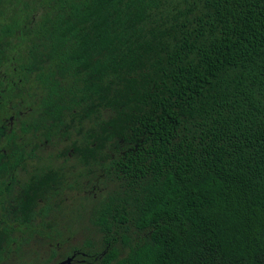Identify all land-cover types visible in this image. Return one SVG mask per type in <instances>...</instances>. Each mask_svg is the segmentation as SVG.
<instances>
[{"label": "trees", "instance_id": "1", "mask_svg": "<svg viewBox=\"0 0 264 264\" xmlns=\"http://www.w3.org/2000/svg\"><path fill=\"white\" fill-rule=\"evenodd\" d=\"M0 64V264H51L65 188L73 264H264V0H0ZM29 81L20 132L67 146L21 180Z\"/></svg>", "mask_w": 264, "mask_h": 264}, {"label": "rangeland", "instance_id": "2", "mask_svg": "<svg viewBox=\"0 0 264 264\" xmlns=\"http://www.w3.org/2000/svg\"><path fill=\"white\" fill-rule=\"evenodd\" d=\"M9 68H10V64L7 65L0 64V76L2 77L6 75L9 72ZM10 95L12 100L9 103L15 104L17 106L16 110H19V114L17 115L15 113L9 115L7 113L5 119L8 123L11 124L15 132L19 133V125L21 124V121L23 119H27L36 108V102L40 95V90L38 89V87H36V85L33 82L29 81L26 83L24 82V84L21 85H15L11 89ZM11 104H7V106L8 105L10 106ZM9 110L11 112L13 111L11 109ZM20 135L21 136L19 138V141L25 144L26 148H28L32 143L39 142L40 139V137L38 138L31 133H25V134L20 133ZM65 146H67V142L65 141L61 142L59 140L46 144L42 143L39 152L41 155L40 162H45L48 159H51L55 161V163H59L61 159L60 158L55 159L54 155L57 154ZM67 163H70V160H68ZM17 174L19 175V177H21V179L24 178L25 175L24 172H20ZM79 195L80 193H78L76 190L65 189L64 193L58 199V204L61 205L62 211L66 214L61 218L55 216L54 219L57 220L62 227H65L66 232H68L67 228L69 230H72L73 228L76 229L71 233H69L67 240L61 243L60 247L56 249V253H55L56 261L61 258V254L68 249V246L80 243L86 235H89L94 239L99 238V233H97L96 231L90 229L86 230L87 228L85 227L86 224L84 221V217L76 216L75 218L74 217L75 212L70 211V209L79 201L78 198ZM78 211L81 210L78 209ZM68 223H70L69 227L67 226ZM31 244H33L32 241L29 242V245ZM24 247L26 248L27 245H25Z\"/></svg>", "mask_w": 264, "mask_h": 264}, {"label": "flooded vegetation", "instance_id": "3", "mask_svg": "<svg viewBox=\"0 0 264 264\" xmlns=\"http://www.w3.org/2000/svg\"><path fill=\"white\" fill-rule=\"evenodd\" d=\"M16 114L18 115L19 114V110H16ZM11 115V114H10ZM2 120H4L3 122H4V124H7V129H13L14 130V128L11 126V124L10 123H8L7 121H6V119H5V117H3L2 118ZM9 120H10V117H9ZM21 123H22V121H21ZM20 126H21V124L19 125V133H17V140L19 141V138H20ZM15 131V130H14ZM22 134V133H21ZM20 142V141H19ZM65 142H67V141H65ZM36 144H38L40 147H41V144L42 143H39V142H35ZM35 143H32L28 148H30L32 145H35ZM44 144H46L47 142H43ZM20 145H22V146H25L26 147V145L25 144H23L22 142H20L19 143ZM27 149V148H26ZM62 150H60L57 154H55L54 155V158L55 159H58V158H60L59 156H57V155H59L60 154V152H61ZM67 155H68V159H67V161L68 160H70V151H71V149L69 148V149H67ZM39 152H40V149H39ZM40 154V153H39ZM61 159V158H60ZM40 160H41V158L38 160V161H35V160H32V161H28L26 164H25V166L23 165L22 167L21 166H17L15 169H14V175L16 176V177H18L19 179H21V177H19V175L17 174V173H20V172H24V174L26 175V173L27 172H29L33 167H34V165H36V164H44V163H48L51 159H48L47 161H45V162H40ZM36 163H35V162ZM53 161V160H52ZM67 161H66V163H65V167H63V169H65V170H67V168H69L70 169V163H67ZM32 162V163H31ZM53 163L55 164V165H61V163H62V159H61V161L59 162V163H55V161H53ZM24 167V168H23ZM23 174V175H24ZM25 175H24V177H25ZM24 179V178H23ZM23 179H21V180H23ZM66 189V188H65ZM65 189L63 190V192L61 193V195L64 193V191H65ZM61 197V196H60ZM65 242V241H64ZM63 243V242H62ZM60 244L61 243H56V245H55V253H56V249L57 248H59L60 247ZM71 246L72 245H70V246H68V249L67 250H65L62 254H61V258L59 259V260H57L56 261V259H55V255L53 256V258H52V260H51V264H57L58 262H60V261H62V260H64L66 257H70L71 259L69 260V262L68 263H63V264H73L75 261H77V260H81L80 259V257H75V254L77 253V254H79V255H82V256H84L85 255V253L84 252H79V251H72L71 250ZM71 250V251H70ZM68 251H70V253L68 254V255H64L66 252H68ZM64 255V256H63ZM81 261H83V260H81ZM92 263V262H91ZM92 264H95V263H92Z\"/></svg>", "mask_w": 264, "mask_h": 264}, {"label": "water", "instance_id": "4", "mask_svg": "<svg viewBox=\"0 0 264 264\" xmlns=\"http://www.w3.org/2000/svg\"><path fill=\"white\" fill-rule=\"evenodd\" d=\"M70 259H71L70 257H66L64 260L58 262L57 264L68 263Z\"/></svg>", "mask_w": 264, "mask_h": 264}]
</instances>
